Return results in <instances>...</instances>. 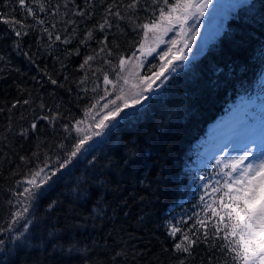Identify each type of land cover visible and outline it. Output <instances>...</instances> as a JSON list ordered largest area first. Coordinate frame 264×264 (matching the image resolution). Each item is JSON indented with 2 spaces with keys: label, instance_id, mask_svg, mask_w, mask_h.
<instances>
[{
  "label": "trees",
  "instance_id": "1",
  "mask_svg": "<svg viewBox=\"0 0 264 264\" xmlns=\"http://www.w3.org/2000/svg\"><path fill=\"white\" fill-rule=\"evenodd\" d=\"M8 2L9 8L0 3V12L12 13L18 8L17 3ZM43 2L49 10L60 7L56 17L50 12L38 13L45 20L44 27L57 23L51 47L41 26L29 17L27 22L36 30L30 28L16 50L17 38L7 36L4 30L9 26L0 22V55L4 57L0 60V223L9 218V201L15 202L16 184L29 169L41 164L46 155L53 168L58 158H64L59 145L70 149L76 133H65L63 126L84 117L94 97L103 94V74L114 78L119 57H131L139 47L143 33L136 25L158 15V8L149 7L152 0H140V8L131 12L126 8L131 0H89L88 5L76 0L82 9L94 13L87 19L65 15L74 7L71 0ZM65 3L68 9L63 7ZM108 4L125 19L109 16L113 27L101 33L97 25L103 22ZM221 7L218 30L199 41H190L189 34L179 39L177 47L190 42L185 49L190 51L189 61L178 62L157 98L132 110L138 115L122 114L114 127L86 146L88 151L52 178L51 187L45 185L44 195L31 209L33 226L15 243L5 237L0 264H180L177 257L185 264L230 262L218 247L210 249L206 243H198L191 256L177 253L173 246L181 235L170 237L165 224L170 206L179 215L173 217L176 224L187 220L180 225L185 231L196 214L205 215L198 196L187 197L186 165L193 158V143L228 102L264 87V0H228ZM13 15L20 19L23 13ZM200 19L207 23V13ZM72 20L76 24L63 23ZM185 27L189 29V25ZM72 28L77 29L74 36ZM88 29L94 30V38L81 46ZM55 34L62 39L71 37L72 43L54 42ZM105 35L112 55L100 53L81 69L84 57L99 51ZM167 47H172L170 40ZM76 48L80 55L69 56ZM157 54L147 61L159 65ZM148 66L146 63L145 68ZM81 80L85 82L81 84ZM96 85L99 87L93 92ZM25 99L30 103L23 104ZM16 101L21 103L13 108ZM56 113L59 118L54 124L39 119ZM33 122L35 132L30 127ZM21 157H28L29 162Z\"/></svg>",
  "mask_w": 264,
  "mask_h": 264
},
{
  "label": "snow or ice",
  "instance_id": "2",
  "mask_svg": "<svg viewBox=\"0 0 264 264\" xmlns=\"http://www.w3.org/2000/svg\"><path fill=\"white\" fill-rule=\"evenodd\" d=\"M12 2L17 3L18 8H13L12 13L0 12V22L9 26L4 30L7 36L14 35L17 38L14 41L15 49H20L19 41L29 35L30 28L36 30L33 25L27 22L29 17L41 26L50 42L49 47H51L53 30L57 28V23H52L51 28L44 27L45 20L40 18L38 13L48 14L50 12L51 16L56 17L60 14L59 5L49 10L43 0H31V2L12 0ZM71 2L74 7L70 12L66 11L65 15L79 16L82 19L94 16V13L82 9L76 0H71ZM0 3H3L4 8L11 6L8 0H0ZM84 3L88 5L89 0H84ZM161 4L163 6H160ZM212 4L213 0H174L171 3L170 0H152L149 7L158 8V15L149 22L136 25V28L141 29L143 33L139 47L132 52L131 57H119L117 65L114 66L115 77L110 78L109 74H103V94L94 97V102L84 110V116L91 118L88 128L82 127L85 124L84 119L64 125L65 133L69 135L73 131L76 133L70 149H65L63 144L59 145L64 151V158H58L56 166L53 168L50 163L51 157L46 155L41 164L29 169L25 178L17 182L16 188L19 191L13 193L15 202L9 201L12 209L10 216L4 223H0V250L6 243L5 237L9 243H15L29 232L30 226H33L31 209L34 202L44 195L42 190L45 185L51 187L52 178L68 168L80 154L88 151L86 145H89L94 137L102 136L106 130L114 127L118 119L123 118L122 114L129 117L138 115V112L132 110L139 109L146 101L157 98L156 94L160 92L168 76L176 71L178 62L189 61L190 51L186 52L185 49H189L190 42L186 41L177 47L179 41L173 39L170 41L172 47L159 53L161 63L159 65L151 64L147 61V57L152 56L156 49L151 46L146 49L149 33L153 34L157 46L164 42L162 36L168 32L179 29L177 36L186 35L190 30L185 27L188 22L203 17ZM63 7L68 9V3H65ZM126 8L130 12L139 9L140 0H131L126 4ZM17 11L23 13L20 19L13 15ZM109 16L113 20L125 19L120 11H115L113 5L108 4L103 22L97 25L101 33L113 27V21L108 19ZM63 23L65 25L76 24V21H64ZM71 31L74 36L77 29L72 28ZM93 31L92 29L85 31L79 42L81 46H87L89 41L94 38ZM54 42L69 45L72 43V38L65 36L62 39L60 34H55ZM99 43L101 44L99 51L94 55L85 56L80 65L81 69L85 65H89L100 53H105L106 56L112 55V51L108 48L109 38L107 35ZM73 54L79 56V48L68 53L69 56ZM22 55L29 56L27 52H23ZM3 59L4 57L0 55V60ZM104 62L111 64V61L106 59ZM146 63L149 64L147 68H145ZM142 72L144 74H141ZM49 79L53 85L57 84V80L51 77ZM84 82L81 80V84ZM98 87L99 85L94 86L92 91L96 92ZM82 91L87 92V89H82ZM110 97L112 98L110 99ZM20 103V101H16L12 107L15 108ZM22 103L27 105L30 101L25 99ZM58 118L59 113L39 117L40 120H47L50 124H54ZM30 127L33 132L37 130L35 122ZM82 132L83 135H81ZM20 135L25 136L26 133L21 132ZM65 138L67 139V137ZM228 148H231V152H226L224 156L216 160L217 168L224 169L216 173L221 179L216 180L214 184L207 185L205 192V195L208 196L207 201L204 196L200 198L203 205L202 211L205 215L201 217L199 213L196 214L195 222L186 231L180 225L187 223V220L182 219L179 224L170 223L168 235L175 239L176 234L180 233L181 239L173 247L174 251L182 255L191 256L198 243H206L210 249L218 247L222 253H225L230 258L228 264H264V137H258L255 134L254 125H252L248 127L242 137L227 143L221 151ZM33 155L39 159L38 154L34 153ZM21 160L29 162L28 157H21ZM209 227H211V231H209ZM215 241H220V243L216 244ZM177 259L180 260V264H185V261L180 257Z\"/></svg>",
  "mask_w": 264,
  "mask_h": 264
},
{
  "label": "rangeland",
  "instance_id": "3",
  "mask_svg": "<svg viewBox=\"0 0 264 264\" xmlns=\"http://www.w3.org/2000/svg\"><path fill=\"white\" fill-rule=\"evenodd\" d=\"M227 1L228 0H213L212 7L205 12V14L207 13V23H204L205 21L202 22L200 17L188 22L190 30L187 34L190 35V41L203 40L208 37L207 34L211 33L213 30L219 29V19L223 13L221 6H224V3ZM177 31H179V29L163 35L162 39L164 42L159 43L158 46L156 42H154L153 36L149 37L146 49L149 46L155 47L156 50L152 56H154L157 51V55L159 56V53L168 49L167 43L169 40L177 39L179 41L182 37V35L177 36ZM197 32L199 33L198 35L196 34ZM111 98L112 97H110V99ZM82 119L85 120V124L82 127L87 129L88 124L91 122V118H86L84 116ZM223 121L226 122V125L228 124L226 127L227 129L221 126ZM229 125L230 129H228ZM252 125H254L255 134L258 137H264V87L261 89L257 88L256 91L250 95H238L233 101L226 104L223 112L206 126L204 134L195 141L193 144V158L186 165L189 173L187 180L188 198L196 199V196H198L201 201V196H204L206 201L208 197L205 195L207 185L214 184L216 180L221 179L216 173L217 171L224 170L222 167L217 168L216 160L224 156L226 152H231V148L224 149V151H221V149L227 143L242 137L248 127ZM219 128L220 130L224 129V133L217 137V130ZM83 134L82 132L81 135ZM102 136L94 137L93 141L89 142V145L94 144ZM212 139L214 140L213 142H211ZM232 154L235 155V153ZM200 205V207L203 206L202 201ZM175 215L176 213L172 211L170 206L168 219L165 223L168 231V225L170 223H175L173 218ZM178 216L179 215L175 216V219Z\"/></svg>",
  "mask_w": 264,
  "mask_h": 264
},
{
  "label": "bare ground",
  "instance_id": "4",
  "mask_svg": "<svg viewBox=\"0 0 264 264\" xmlns=\"http://www.w3.org/2000/svg\"><path fill=\"white\" fill-rule=\"evenodd\" d=\"M236 124V123H235ZM223 128H226L227 126H228V124L226 125V122L225 121H223V123H222V125H221ZM227 129V128H226ZM228 129H230V125H229V128ZM233 130V129H232ZM217 137L218 136H221L223 133H224V129L223 130H220V128L217 130ZM261 136V135H260ZM209 140V139H208ZM214 140L212 139V141L211 142H213ZM215 143V142H214ZM213 145V144H212ZM212 147V146H211Z\"/></svg>",
  "mask_w": 264,
  "mask_h": 264
},
{
  "label": "water",
  "instance_id": "5",
  "mask_svg": "<svg viewBox=\"0 0 264 264\" xmlns=\"http://www.w3.org/2000/svg\"><path fill=\"white\" fill-rule=\"evenodd\" d=\"M140 55V54H139ZM153 55V54H152ZM151 56H148L147 58H150Z\"/></svg>",
  "mask_w": 264,
  "mask_h": 264
}]
</instances>
